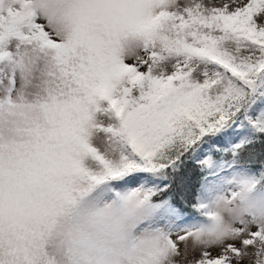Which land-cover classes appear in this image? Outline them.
<instances>
[{
  "label": "snow or ice",
  "instance_id": "obj_1",
  "mask_svg": "<svg viewBox=\"0 0 264 264\" xmlns=\"http://www.w3.org/2000/svg\"><path fill=\"white\" fill-rule=\"evenodd\" d=\"M0 264H264V0H0Z\"/></svg>",
  "mask_w": 264,
  "mask_h": 264
}]
</instances>
